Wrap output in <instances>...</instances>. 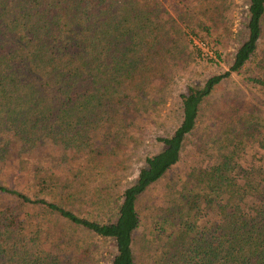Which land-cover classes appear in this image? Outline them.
Here are the masks:
<instances>
[{
	"label": "trees",
	"instance_id": "1",
	"mask_svg": "<svg viewBox=\"0 0 264 264\" xmlns=\"http://www.w3.org/2000/svg\"><path fill=\"white\" fill-rule=\"evenodd\" d=\"M246 2L230 71L187 88L180 126L114 201L129 131L173 82L190 35L225 46L227 2L0 0V264H97L95 241L113 243L110 264H137L138 202L181 161L203 104L233 74L264 91V0ZM217 122L226 151L156 209L144 264H264V167L237 154L264 152V117L235 98ZM6 171L35 191L3 182ZM87 202L106 219L83 217Z\"/></svg>",
	"mask_w": 264,
	"mask_h": 264
},
{
	"label": "rangeland",
	"instance_id": "2",
	"mask_svg": "<svg viewBox=\"0 0 264 264\" xmlns=\"http://www.w3.org/2000/svg\"><path fill=\"white\" fill-rule=\"evenodd\" d=\"M225 1L227 2L224 20L226 25L225 46H214L212 40L190 35L187 43H185V56L175 69L173 82L166 88L157 86L154 89L148 98L151 101L149 111L143 113L137 125L129 131L128 149L122 155L118 184L112 191L114 195H117V199L114 198V201L119 200L123 191L136 182L140 170L145 166L146 159L162 151L163 145L157 139L171 136L180 126L183 119L180 96L187 91V88L204 86L210 78L230 71L234 55L245 39L248 6L246 0ZM169 12L172 17H176L177 13L173 10L169 9ZM262 47L264 48V44ZM197 49L201 50L200 58L196 54ZM216 51L220 53L221 57H218ZM235 98L252 102L260 110L261 116L264 117V91L259 87L247 84L243 75L233 74L214 91L213 95L202 106L198 127L189 136L181 161L163 179L153 185L138 202L142 224L134 242L137 264H144L148 254L145 241L151 238L152 222L155 218L156 209L166 205L171 195L178 190L186 173L192 168L209 167L216 162L221 152L226 151L223 138L220 136L217 127L219 124L217 112L223 102ZM54 153L53 160L48 159L50 164L55 158L56 160L58 158V151H54ZM237 154L239 162L248 169L264 167V152L258 146L247 145L245 150H237ZM10 174L8 171L2 173L1 180L24 191H35L31 185L18 184L16 178L10 177ZM91 183V186L94 187L100 184L99 182ZM77 189L81 190L84 187L77 185ZM96 209V206L87 202L81 215L85 218H97L104 221L106 216L97 215ZM63 228L64 225L60 223L59 230ZM82 238L85 236L83 235ZM94 244L98 250L95 255L97 264H110L115 253L113 243L97 244L95 241Z\"/></svg>",
	"mask_w": 264,
	"mask_h": 264
},
{
	"label": "built area",
	"instance_id": "3",
	"mask_svg": "<svg viewBox=\"0 0 264 264\" xmlns=\"http://www.w3.org/2000/svg\"><path fill=\"white\" fill-rule=\"evenodd\" d=\"M203 44V43H202ZM203 46H205L204 44H203Z\"/></svg>",
	"mask_w": 264,
	"mask_h": 264
}]
</instances>
